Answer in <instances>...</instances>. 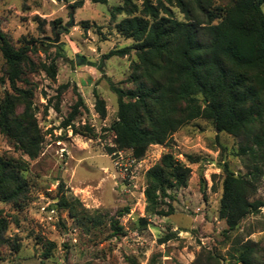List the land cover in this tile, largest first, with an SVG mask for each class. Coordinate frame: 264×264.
<instances>
[{
  "label": "rangeland",
  "instance_id": "obj_1",
  "mask_svg": "<svg viewBox=\"0 0 264 264\" xmlns=\"http://www.w3.org/2000/svg\"><path fill=\"white\" fill-rule=\"evenodd\" d=\"M74 1L0 0V35L15 48L23 39L35 43V52L29 54L34 67L25 69L29 84H18L33 89L37 124L44 136L40 154L30 159L15 151L0 134V156L24 161L23 175L29 190L20 209L0 202V213L8 219L6 237L20 245L17 252L9 245L1 246L0 264H130L129 259L135 264H234L235 243L247 239L257 243L264 264V206L227 235L226 224L218 216L221 163L227 161L235 173L245 172L240 158L234 155L238 138L198 118L173 133L170 146L150 145L139 159L123 150L117 163L116 157L107 153V147L113 146L110 125L116 119V96L109 84L130 87L124 80L134 55L104 60L101 56L132 41L114 28L125 15L110 19L109 7L121 0H83L71 14L68 4ZM168 6L176 18L183 19L176 7ZM38 18L45 22L41 28ZM55 20H60L66 30L59 24L54 27ZM83 21L87 22L85 29ZM39 40L52 45L42 47ZM52 61L55 78L39 67ZM5 68L0 53V98L8 89ZM61 86L66 87L58 94ZM93 89L104 100L105 117L95 111ZM78 95L84 107H79L71 123L75 127L91 126L96 134L93 138L74 135L69 126H64ZM168 152L190 167L187 186L169 190L170 215H147L145 172ZM187 156L197 161L191 162ZM62 195L76 198L84 213L100 214L101 223L92 226L83 214L72 217L66 210L57 209L54 204ZM253 198L264 201V174ZM125 207L128 212L119 216L118 211ZM113 218L123 228L119 235H111L109 222ZM140 218H146V225ZM165 237L170 238L160 242ZM47 241L54 245L51 255L44 258Z\"/></svg>",
  "mask_w": 264,
  "mask_h": 264
},
{
  "label": "trees",
  "instance_id": "obj_2",
  "mask_svg": "<svg viewBox=\"0 0 264 264\" xmlns=\"http://www.w3.org/2000/svg\"><path fill=\"white\" fill-rule=\"evenodd\" d=\"M67 2L68 0H55ZM106 2V0H91ZM121 0L109 7L110 19L125 17L115 23L118 34L132 42L114 47L101 58L124 57L131 53L134 59L128 66L124 83L109 84L116 96V119L111 123L113 146L116 150H129L141 158L150 145L170 146L172 134L194 119L210 121L219 131L239 139L234 155L239 157L244 173H235L227 161L220 165L223 174L219 197L218 216L224 220V233L235 230L248 215H256L264 201L253 198L264 174V0H227L215 4L214 0ZM83 5V0L68 4L72 14ZM176 7L183 14L178 19L169 8ZM38 26L45 23L38 18ZM66 30L60 20L54 27ZM87 27V22H81ZM58 28V27H57ZM40 46L52 45L42 40ZM60 48L59 44H55ZM34 40L23 39L15 48L0 35V53L5 62V79L8 89L0 98V134L15 151L30 159L38 157L44 136L38 127L33 89L19 86L29 84L26 68L34 67L30 53L35 52ZM55 78L56 66H39ZM3 81V79H2ZM61 86L58 94L65 89ZM94 108L105 117V103L93 89ZM84 107L78 95L77 102L64 122L72 134L89 138L96 136L94 129L83 124L75 127L71 122ZM58 110V106H55ZM191 162L196 158L187 156ZM25 164L21 158L0 156V202L22 207L28 194V183L23 175ZM191 169L171 153H164L145 172V213L167 216L173 211L169 190L187 186ZM75 217L83 214L88 223H101L100 214H86L76 199L60 196L54 204ZM128 208L118 211L121 216ZM16 222V219L14 220ZM146 225V218H140ZM111 235L123 232L117 219L109 222ZM8 219L0 213V247L9 245L17 252L18 242L6 237ZM170 237H165L164 242ZM234 264H261L258 245L249 239L236 242ZM53 243L47 241L42 253L51 255ZM130 264H135L129 259ZM40 264H44L40 261Z\"/></svg>",
  "mask_w": 264,
  "mask_h": 264
},
{
  "label": "built area",
  "instance_id": "obj_3",
  "mask_svg": "<svg viewBox=\"0 0 264 264\" xmlns=\"http://www.w3.org/2000/svg\"><path fill=\"white\" fill-rule=\"evenodd\" d=\"M122 152H123V150H116V151L112 152V154L116 157L115 159H116L117 163L122 158ZM124 169L127 170L126 167H124Z\"/></svg>",
  "mask_w": 264,
  "mask_h": 264
},
{
  "label": "water",
  "instance_id": "obj_4",
  "mask_svg": "<svg viewBox=\"0 0 264 264\" xmlns=\"http://www.w3.org/2000/svg\"><path fill=\"white\" fill-rule=\"evenodd\" d=\"M57 40H58V39H57V37H55V39H54V42L56 43V42H57Z\"/></svg>",
  "mask_w": 264,
  "mask_h": 264
}]
</instances>
